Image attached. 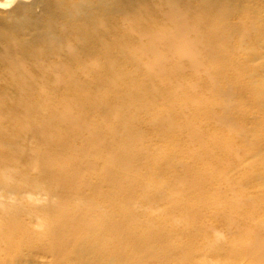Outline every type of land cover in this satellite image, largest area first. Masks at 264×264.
I'll return each instance as SVG.
<instances>
[{"label":"rangeland","instance_id":"1","mask_svg":"<svg viewBox=\"0 0 264 264\" xmlns=\"http://www.w3.org/2000/svg\"><path fill=\"white\" fill-rule=\"evenodd\" d=\"M243 2L211 23L199 0H0V264H264V0Z\"/></svg>","mask_w":264,"mask_h":264},{"label":"bare ground","instance_id":"2","mask_svg":"<svg viewBox=\"0 0 264 264\" xmlns=\"http://www.w3.org/2000/svg\"><path fill=\"white\" fill-rule=\"evenodd\" d=\"M227 1L230 2V4H228V8H230V9L237 8V7L238 8L241 7V8H244L245 9L247 7V4H245L243 2V0H227ZM221 2H223V0H210V1H207V2H205V0H199V5H204V8L207 7V10H209V11L214 7V5H215L216 9H219L220 8V10H218V11L217 10L216 11H212L213 12V15H214L213 16L214 18L209 19V21H212L211 23H213L214 21H223L224 20V16H223L224 14L221 12V10L225 8V5L220 6V3ZM223 6H224V8H223ZM206 14H207V12H206ZM167 16H168V18L175 25V30H174V32H171L170 37L177 38V37L183 36L184 33H185V27H184V23H183V20H182L183 13L180 10H178L177 7H173L172 5H170L168 7V14H167ZM263 27H264V23H263ZM220 33H221V35H224V33L222 31H220ZM213 35H215V37H216V33L213 32ZM4 37H5L4 40L6 42V45H8V44L10 45L11 43L12 44L15 43L16 38H15L14 35H11L10 33H6L4 35ZM219 39H221V38H219ZM37 41H38V39H35L34 38V39H32V40H30L29 42H26V43H30V45L31 44L34 45V43H36ZM207 41L212 42V37H210ZM26 43H23L21 41L20 42V47H23V49H26V47L24 46ZM167 44H168L169 47H171V46H172V48L173 47L174 48L176 47L179 50V52H186V53H188V52L189 53L190 52L192 53L193 52V49H192V46H191V41H188L187 39L185 40L184 38L181 39L179 41V44H177V45H176L175 42H172V41L169 42V40L167 41ZM8 49H10V47H6V50H8ZM6 55L7 54H5V57H6ZM18 62H20V61H18ZM56 117H58V118H61L62 117L64 120H68V121L69 120L70 121H73L74 120V118L68 117V115L66 114V110H64L62 113H60L59 115H57L55 117H50V116L47 117V119H44V122H46V124L49 123V122H51V121L53 122V120H55ZM22 119L25 121V125L28 127V124L30 125L29 121L26 120V118L24 116L22 117ZM36 130L39 131L38 128H36ZM92 138H94L95 140H97V137L95 135H93ZM100 141H101V144L103 145L104 138H100ZM114 151H112V152H114ZM64 215L69 220L71 219L72 221H75V220H73V218L69 217L68 215H66V214H64ZM82 235H84V234H82Z\"/></svg>","mask_w":264,"mask_h":264}]
</instances>
